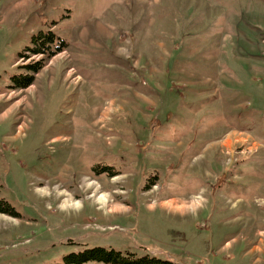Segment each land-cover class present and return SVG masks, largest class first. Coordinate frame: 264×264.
Here are the masks:
<instances>
[{
    "label": "rangeland",
    "instance_id": "obj_1",
    "mask_svg": "<svg viewBox=\"0 0 264 264\" xmlns=\"http://www.w3.org/2000/svg\"><path fill=\"white\" fill-rule=\"evenodd\" d=\"M0 199V264H264V0H0Z\"/></svg>",
    "mask_w": 264,
    "mask_h": 264
},
{
    "label": "trees",
    "instance_id": "obj_2",
    "mask_svg": "<svg viewBox=\"0 0 264 264\" xmlns=\"http://www.w3.org/2000/svg\"><path fill=\"white\" fill-rule=\"evenodd\" d=\"M55 36L49 32L47 35L39 34L37 37H33L31 41V48L28 50L33 55H41L44 59L37 62L32 67H26L27 70L31 71V74L38 72L43 66L44 60L52 58L54 55L58 54L63 49V43L60 41L58 44ZM23 77V76H22ZM17 84L12 88L25 89L29 87L32 83V77L30 75L25 76L22 81H19L18 78H15ZM105 170H108V175L115 176L116 173L110 172V168L107 167H94L93 172H96L97 175L103 173ZM0 213L8 216H16L13 208L5 202L3 199H0ZM86 262H97L103 264H177L174 260L165 259L160 260L155 257H137L134 253L129 252H119L113 249H103V248H92L90 250H85L81 253L71 254L63 259L61 264H84Z\"/></svg>",
    "mask_w": 264,
    "mask_h": 264
}]
</instances>
